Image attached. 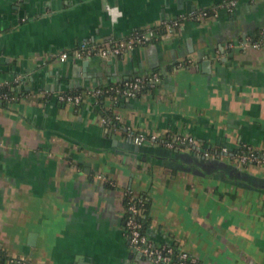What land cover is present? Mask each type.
<instances>
[{
	"label": "crops",
	"instance_id": "0c3cea01",
	"mask_svg": "<svg viewBox=\"0 0 264 264\" xmlns=\"http://www.w3.org/2000/svg\"><path fill=\"white\" fill-rule=\"evenodd\" d=\"M223 1L0 0V78L17 97L0 103L3 264H160L131 246L128 193L149 197L153 244L178 242L200 264H264V0ZM183 16L119 56L60 58ZM153 70L157 85L119 103L88 93ZM76 89L80 103L58 100ZM128 130L158 140L137 145ZM179 133L194 144H164ZM242 146L259 159L240 161Z\"/></svg>",
	"mask_w": 264,
	"mask_h": 264
},
{
	"label": "built area",
	"instance_id": "2783aa9c",
	"mask_svg": "<svg viewBox=\"0 0 264 264\" xmlns=\"http://www.w3.org/2000/svg\"><path fill=\"white\" fill-rule=\"evenodd\" d=\"M237 3V0H227L223 1L221 4L232 8ZM107 11L111 17L112 22H116L122 14L121 9L118 5H108ZM192 17H200L203 15H208L207 10L195 9L189 13ZM183 17H171L164 19L160 28L155 26L142 27V31L131 32L127 36L117 37L114 35H109L104 39L97 41L90 38L83 39L78 45L71 49H67L61 52L60 58L65 60L70 54L76 57H89L92 55H99L102 57H115L124 54L134 48L138 44H145L150 40L157 38L159 35H169L174 32L175 29L181 24ZM261 38L264 39V26L261 28ZM233 44V43H232ZM242 47H246L249 44L257 46L260 44L259 39H253L251 41H242L237 43ZM161 72L152 71L147 74H139L132 76L124 80L123 87L119 90L121 97H134L140 93L144 84L150 86H155L161 81ZM11 82L8 79L0 78V90L9 85ZM109 88H102L98 86L92 90H88L90 95L98 96L102 93L108 91ZM58 100L62 102L72 101L75 103H80L83 99V94L81 92L72 91H59L57 93ZM17 99L16 94L12 92L9 94L7 91L0 93V103H10ZM117 117V116H115ZM107 116H104V120H109ZM128 136L137 143H145L146 141H157L158 138L155 134H146L143 132H134L132 130L127 131ZM165 144L169 147L183 148L187 146H192L195 142V138L192 135H185L182 133L177 134L172 139L164 140ZM223 151L227 152L226 147ZM206 156H213L210 151H205ZM218 154V153H217ZM216 153L214 155H217ZM239 160L242 162L254 161L259 159V155L256 151L250 149V147H245V149L236 153ZM136 199L134 196L130 197L128 202L127 211L129 214L125 220V228L127 235L129 237L132 248L139 252L141 255L148 257L160 264H199L196 257L190 256L189 252L182 249L177 254V259L173 260L172 256L174 253V247L172 245L162 244L155 245L150 240L148 234L142 229V222L136 217L139 211V206L137 205L138 200L142 203V198L138 197ZM1 264V263H0Z\"/></svg>",
	"mask_w": 264,
	"mask_h": 264
},
{
	"label": "trees",
	"instance_id": "16d2710c",
	"mask_svg": "<svg viewBox=\"0 0 264 264\" xmlns=\"http://www.w3.org/2000/svg\"><path fill=\"white\" fill-rule=\"evenodd\" d=\"M202 10H207L208 14L211 13V10L209 8H203ZM155 27L160 28L159 25H155ZM142 30H143L142 28H138V29L133 30V32L142 31ZM153 71H159V70H153ZM123 84H124V81H118V82H113V83L106 84V85H101L102 88H109V89L105 93L100 94L99 98H102V97H105V96H110L115 103H119L123 99V97H121V93L119 92V90L123 87ZM150 87H152V86H150L148 84H144L141 91H143V90H145L147 88H150ZM3 91H7L9 94H11L12 92H14L13 85L10 83L9 85H7L3 89H1L0 93H2ZM72 92H81V90L76 89V90H73ZM113 115L114 114L110 110L105 113V116H107L108 118H111V119H113ZM172 138H167V139L170 140ZM164 144H165V141H164ZM243 149H245L244 146L240 147L239 151H241ZM132 196H134L136 199H138L137 196L139 198L141 197L143 199L142 203H140L139 200L137 202V205L139 206V211L136 214V217L142 222L143 231L147 233V225H148V222H149V209H150L149 197H147L146 193H143V194L141 193V194H138V195H135L133 193H128L126 195V198H125L126 209H127V206H128V202L130 201V197H132ZM128 214H129V211L126 210L125 211V220H126ZM167 245H172L174 247L175 250H174L172 258H173V260H176L178 258L177 257L178 252L180 250L184 249V248L178 242L167 243ZM190 256H192V255H190ZM5 258H6L5 252L0 248V263L1 264H3ZM198 263L200 264L199 261H198Z\"/></svg>",
	"mask_w": 264,
	"mask_h": 264
},
{
	"label": "water",
	"instance_id": "95a60500",
	"mask_svg": "<svg viewBox=\"0 0 264 264\" xmlns=\"http://www.w3.org/2000/svg\"><path fill=\"white\" fill-rule=\"evenodd\" d=\"M127 140H131L130 139V136H127ZM135 144H137V145H141V144H143V143H137V142H135V141H133Z\"/></svg>",
	"mask_w": 264,
	"mask_h": 264
},
{
	"label": "flooded vegetation",
	"instance_id": "af4514ba",
	"mask_svg": "<svg viewBox=\"0 0 264 264\" xmlns=\"http://www.w3.org/2000/svg\"><path fill=\"white\" fill-rule=\"evenodd\" d=\"M219 152V151H218ZM224 152V151H223ZM227 152H229V150L227 151Z\"/></svg>",
	"mask_w": 264,
	"mask_h": 264
},
{
	"label": "rangeland",
	"instance_id": "374dc122",
	"mask_svg": "<svg viewBox=\"0 0 264 264\" xmlns=\"http://www.w3.org/2000/svg\"><path fill=\"white\" fill-rule=\"evenodd\" d=\"M136 195V194H135ZM125 210H126V208H125Z\"/></svg>",
	"mask_w": 264,
	"mask_h": 264
}]
</instances>
